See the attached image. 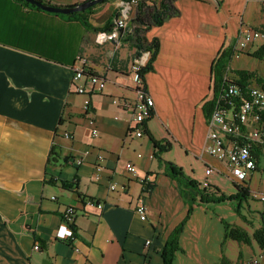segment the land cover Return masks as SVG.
I'll return each mask as SVG.
<instances>
[{
	"label": "crops",
	"instance_id": "0c3cea01",
	"mask_svg": "<svg viewBox=\"0 0 264 264\" xmlns=\"http://www.w3.org/2000/svg\"><path fill=\"white\" fill-rule=\"evenodd\" d=\"M44 1L71 6L85 0ZM142 1L149 5L150 20L143 36L159 41L153 70L144 75L154 100L146 131L172 143L176 154L161 157L186 174L192 162L212 166L209 183L219 189L218 165H225L208 152L203 108L212 94V64L242 30L264 33V0H173L174 13L157 25L150 14L159 0ZM121 2L106 0L89 22L102 26L120 12ZM135 14L133 4L127 26L106 38L107 32L76 20L19 0H0V264H163L162 248L186 203L176 181L152 156L147 132L135 136L131 113L119 107L122 98L136 97L131 67L145 59L135 44ZM262 44L264 39L257 48ZM75 68L102 77L104 89L91 96L75 92L70 84ZM88 117L95 121V136ZM128 161L136 166L135 175L125 170ZM259 164L260 155L245 182L250 192L256 189L249 183ZM144 178L153 183L149 192L142 191ZM138 198L146 205L144 221L134 211ZM86 199L101 207L85 205ZM67 206L75 208L72 226L62 218ZM262 212L264 207L252 230L261 225Z\"/></svg>",
	"mask_w": 264,
	"mask_h": 264
},
{
	"label": "built area",
	"instance_id": "2783aa9c",
	"mask_svg": "<svg viewBox=\"0 0 264 264\" xmlns=\"http://www.w3.org/2000/svg\"><path fill=\"white\" fill-rule=\"evenodd\" d=\"M136 0H122L120 12L114 20L112 33H117L118 29L127 26L128 11L131 6L136 5ZM111 32L105 33L106 38L112 37ZM264 33L259 30L246 29L242 30L237 39L236 50L244 49L254 40L263 37ZM149 52H145L144 60H137L132 65V70L137 71L148 59ZM76 60L84 61L82 56H77ZM70 84L77 93L94 95L104 89V79L98 75L89 73L81 69H74ZM119 107L128 110L131 113L132 133L141 137L145 134V124L149 117L152 116L154 109V100L152 96L143 90L142 84L137 77L136 97L134 99L122 98L119 100ZM84 111H89V101L86 99L83 105ZM264 88L258 85L250 84L244 88L231 80L228 74V81L225 83L223 93H221L212 106L207 117V141L208 152L220 162H222L230 174L234 177L232 180L237 184H244L249 175L257 169L255 150L253 146L256 143H262V134L264 129ZM88 123L92 126V135H97L98 131L95 126L93 117H88ZM64 135L69 137V133ZM81 158L75 159L77 165L81 164ZM125 170L136 174V166L131 162H126ZM213 172L212 166H205L204 176L202 177L201 186L208 187L209 176ZM142 181H147L146 178ZM141 181V182H142ZM115 182H111L109 187L114 189ZM264 201V196L260 197ZM85 205H95L101 207L100 202L93 199H86ZM134 211L140 220H146V205L141 198L137 199ZM75 208L67 206L62 214L63 221L68 225L74 222ZM149 240L146 241V244ZM39 250V244L33 246ZM260 256L254 255L250 258L248 264H259Z\"/></svg>",
	"mask_w": 264,
	"mask_h": 264
},
{
	"label": "trees",
	"instance_id": "16d2710c",
	"mask_svg": "<svg viewBox=\"0 0 264 264\" xmlns=\"http://www.w3.org/2000/svg\"><path fill=\"white\" fill-rule=\"evenodd\" d=\"M19 1L27 6H31L38 10H41L39 7L30 4L25 0ZM38 1L43 3L45 2L44 0ZM105 1L106 0L98 2L90 7L85 8L84 10L74 11L67 14H54L65 17L66 19L76 20L82 25H84L86 28L96 32H109L114 26V20L117 17V12L113 13L110 18L102 26L99 27L92 26L88 19L89 15L95 12L98 6L104 3ZM172 1L173 0H159L158 5L153 8L150 14L152 23L156 25L161 24L166 16L174 13ZM148 8L149 5L147 1L137 0L136 14L133 21V34L135 37L136 47L138 49H142L145 52H149V57L146 62L136 71L137 77L139 78L144 91H146V82L144 79V75L147 72L153 70L152 63L155 59L159 47V41L157 38H154L151 41H147L143 36L144 30H146V28H148V26L150 25V20L146 18L147 15L145 13ZM235 44L236 39L232 40L227 46L223 47L219 51L212 64V94L211 98L203 105L206 117H208V114L212 106L215 104V101L218 96L223 93L225 83L228 81V74H231L232 81H234L243 88L250 84H255L260 86L261 88H264V77L260 76V74L256 70L233 69L230 67V61L233 55L236 52H239L236 50ZM246 54L258 59H263L264 44L258 47L255 51L247 52ZM150 118L151 117H149L148 120ZM262 120H264V117L262 118ZM146 132L149 140L152 143V156L161 163L165 175L168 176L170 179L176 181L180 190V195L186 203V212L184 216L170 231L161 251L163 264H174L173 259L175 253L177 251H183L179 245V238L185 222L188 220L192 213V208L195 203L199 205L210 202L215 203L237 199L239 201L238 207H240V201L246 200L248 198V196L250 195V189L247 184H237L235 182H232L236 192L226 194L213 185H209L208 187L201 186L200 182L187 175L181 166L177 165L171 160H165L161 157V154L163 152L170 150L172 147V143L169 140H167L166 138L156 139L149 131ZM261 146L262 143H256L253 146L256 152V163L259 159ZM54 154L55 153L51 150L50 156ZM152 187L153 183L148 181H142L143 192H149ZM237 212L239 213V211ZM240 217L245 222V225L252 228V222L249 219H247L244 215H240ZM220 221L223 224L222 246L224 245L227 239L235 240L238 243H243L247 245H251L252 241H255L258 247L264 250V212L261 213V225L259 227L253 228L251 233H249L248 230L242 225L228 223L222 218L220 219ZM69 225L72 226V224ZM239 256H242L241 252L239 253ZM220 262L221 264H233L232 261L224 255L222 249Z\"/></svg>",
	"mask_w": 264,
	"mask_h": 264
},
{
	"label": "rangeland",
	"instance_id": "374dc122",
	"mask_svg": "<svg viewBox=\"0 0 264 264\" xmlns=\"http://www.w3.org/2000/svg\"><path fill=\"white\" fill-rule=\"evenodd\" d=\"M251 9L250 14H254L255 8L251 7ZM250 20L253 24L256 16L253 15V18H250ZM263 39L264 37H260L246 48L237 50L239 52L233 55L230 61V67L233 69L256 70L264 76V58L258 59L246 54L247 52L255 51L257 49L256 42L258 43ZM261 137L263 141L264 129ZM164 153L176 154L171 149ZM191 164H193V167H191L193 170L189 171L188 169L187 175L192 178H197L201 183L200 178H202L205 165L193 162ZM218 166V170L222 171V173L218 172L217 174V186L220 190L226 192V194L235 193L236 190L232 183L234 177L225 166ZM249 185L258 190L255 189V192H250L246 200L240 201V207H238L239 201L237 199L199 205L195 203L193 205L192 213L183 226L180 235L181 239L179 240V245L184 252L177 251V254L175 253L179 258L176 260L175 258L173 259L174 264H221V249L224 255L230 260L235 261L236 264L237 262L238 264H248L252 257L250 255L253 252L261 254L260 264H264V250L260 249L255 241H252V245H247L227 239L222 246L223 224L220 221L221 218L228 223L245 226L249 233L252 232V229L245 225L240 215H244L253 225L257 223L258 210L264 207V201L260 198L261 195H264V151L263 154H260L259 169L253 175ZM240 252L242 254L241 257L239 256ZM243 254L244 258H246L244 261Z\"/></svg>",
	"mask_w": 264,
	"mask_h": 264
},
{
	"label": "water",
	"instance_id": "95a60500",
	"mask_svg": "<svg viewBox=\"0 0 264 264\" xmlns=\"http://www.w3.org/2000/svg\"><path fill=\"white\" fill-rule=\"evenodd\" d=\"M30 4H33L37 7H39L41 10H44L46 12L50 13H61V14H67L74 11L84 10L87 7H90L98 2L104 1V0H85L77 5L74 6H66V7H60L55 5H50L47 3L40 2L38 0H25Z\"/></svg>",
	"mask_w": 264,
	"mask_h": 264
},
{
	"label": "clouds",
	"instance_id": "9594fccd",
	"mask_svg": "<svg viewBox=\"0 0 264 264\" xmlns=\"http://www.w3.org/2000/svg\"><path fill=\"white\" fill-rule=\"evenodd\" d=\"M233 182V181H232Z\"/></svg>",
	"mask_w": 264,
	"mask_h": 264
}]
</instances>
